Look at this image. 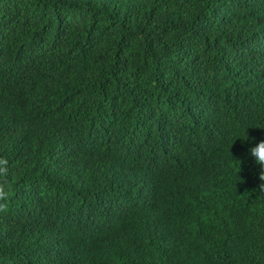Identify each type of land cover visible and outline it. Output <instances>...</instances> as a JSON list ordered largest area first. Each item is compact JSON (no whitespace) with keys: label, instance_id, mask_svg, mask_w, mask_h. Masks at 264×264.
Returning <instances> with one entry per match:
<instances>
[{"label":"trees","instance_id":"trees-1","mask_svg":"<svg viewBox=\"0 0 264 264\" xmlns=\"http://www.w3.org/2000/svg\"><path fill=\"white\" fill-rule=\"evenodd\" d=\"M262 140L264 0H0V264H264Z\"/></svg>","mask_w":264,"mask_h":264},{"label":"clouds","instance_id":"clouds-1","mask_svg":"<svg viewBox=\"0 0 264 264\" xmlns=\"http://www.w3.org/2000/svg\"><path fill=\"white\" fill-rule=\"evenodd\" d=\"M246 139L249 138L245 129V138L242 140ZM249 154L255 159V162L260 165L261 171L259 174V179L260 181L264 182V140L259 141L254 147L250 148ZM8 175V160L5 157H0V212L6 211L7 201L11 193V185L8 180ZM259 188L261 192H264V183H261Z\"/></svg>","mask_w":264,"mask_h":264}]
</instances>
